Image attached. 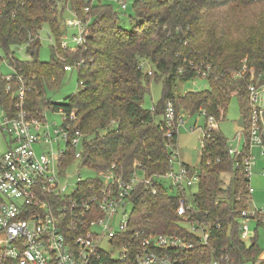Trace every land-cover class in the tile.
Returning <instances> with one entry per match:
<instances>
[{"label": "trees", "instance_id": "trees-1", "mask_svg": "<svg viewBox=\"0 0 264 264\" xmlns=\"http://www.w3.org/2000/svg\"><path fill=\"white\" fill-rule=\"evenodd\" d=\"M255 3L264 0H133L132 27L127 28L113 4L104 0H0V52L31 87L26 107L37 117L43 111L64 110L70 130L83 133L82 164L97 172L113 169L125 179L134 172L154 178L170 169L173 151L167 144L175 146L178 138L176 129L172 138L166 135V102H173L177 116H206L198 188L186 193L185 201L192 205L190 221L210 226L207 243L191 236L177 213L183 191L178 195L160 184L140 183L131 197L130 231L179 234L193 241L194 248L181 254L186 264H208L219 256L243 264L264 253L257 234L248 244L239 232V218L252 206L253 195L244 165L235 166L220 127L208 129L209 117L222 120L234 95L241 99V115L247 119L250 69L264 77V10L248 11ZM66 11L85 23V48L62 47ZM46 26L56 41L52 58L43 61L39 53ZM22 46L28 57L16 54ZM145 64L150 65L147 72ZM66 65L72 69L66 70ZM244 65L247 70L241 74ZM73 70L78 74L77 91L64 102L50 100L47 87H60ZM199 71L207 73L208 88L179 91V82L198 78ZM152 79L162 81L163 94L148 108L143 102ZM0 102L7 104L9 97ZM73 160L74 148L68 147L61 168ZM176 161L189 174L197 170L180 157ZM100 184L96 177L79 180L78 196L88 193V185L98 189Z\"/></svg>", "mask_w": 264, "mask_h": 264}, {"label": "built area", "instance_id": "built-area-1", "mask_svg": "<svg viewBox=\"0 0 264 264\" xmlns=\"http://www.w3.org/2000/svg\"><path fill=\"white\" fill-rule=\"evenodd\" d=\"M66 22L77 31L72 37L75 45L70 46L63 37L62 47L72 51L81 46L85 48L88 36L85 23L75 14ZM65 69L71 70L72 66L66 65ZM246 70L244 65L241 74ZM250 73L249 115L241 126L245 134L238 132V136H244V141L242 144L229 142L228 151L235 166L242 163L251 180L257 161L264 159V77L256 74L253 68ZM198 76L206 78L207 73L199 71ZM29 91L31 87L24 76L9 57L0 52V98L9 97L7 104L0 102V134L7 147L0 153V264H186L181 254L194 248L193 241L179 234L130 231L131 197L140 183L147 187L160 184L168 192L170 186L176 187L174 194L178 195L183 191L177 213L188 224L185 227L190 235L202 244L207 243L210 226L203 221H190L188 208L192 205L187 206L185 201L186 187L199 182V170L189 174L187 167L180 164L175 171L174 162L179 160V154L172 144H167L173 151L170 169L154 178L134 172L125 179L113 169H107L98 172L96 178L101 182L98 189L88 185V193L85 191L79 197L76 186L67 194L62 185L65 172L60 160L68 147L74 148V159H81L83 133L70 130L62 108L57 111L64 118L59 128L47 120L46 111L39 117L34 116L26 107ZM162 118L168 138L184 124V118L177 116L171 100L166 102ZM212 128H219V122L210 116L208 129ZM62 141L66 142L64 149L60 148ZM55 143L57 149L52 147L48 152H37L36 145L43 147ZM261 174L264 175V168ZM163 177L170 180L168 185L163 183ZM249 189L254 192L251 185ZM261 213L264 209L256 206L241 213L238 227L243 241L249 236L253 220L257 222L255 230L259 223H264ZM249 262L264 264V253L256 261ZM208 264H234V261L219 256Z\"/></svg>", "mask_w": 264, "mask_h": 264}, {"label": "rangeland", "instance_id": "rangeland-1", "mask_svg": "<svg viewBox=\"0 0 264 264\" xmlns=\"http://www.w3.org/2000/svg\"><path fill=\"white\" fill-rule=\"evenodd\" d=\"M104 2L112 3L114 8L120 13V16L124 18L127 28H131L132 24L130 23V15L134 13L133 8V0H126V7H122V2L120 0H104ZM264 10V3H255L248 7V11L253 12H262ZM251 15V14H250ZM65 19L70 17V13L68 11L65 12ZM77 32L75 28L67 26L66 34L64 38L68 41L70 46L75 45L72 42L73 34ZM56 41L55 35L49 29L48 26L44 28L41 33V47L39 58L43 61H48L52 58L51 46ZM19 55L21 57L28 56L26 47H22L18 50ZM4 66V65H3ZM4 70L7 68L4 66ZM144 70L147 72L150 70V65L145 64ZM209 83L206 78L198 77L194 80L189 81H181L179 82L178 89L181 92L186 91H195L202 90L208 88ZM78 88V74L77 70L68 71L66 76L63 79L62 85L58 86H48L47 94L48 98L54 102H64L66 98L75 93ZM163 94V83L161 80L157 81L152 79L149 86V91L146 93L144 97V106L148 108H153L159 100L161 99ZM243 103L241 99L234 95L229 102L228 108L226 110L225 117L219 121V127L222 133L228 138V141L232 144H240L244 141V136H238V132L240 134H245L244 128L239 126L237 120L242 114ZM47 119L49 122L53 124V127L59 128L63 123V116L59 112H48L46 113ZM159 118H161L159 116ZM184 124L180 125L177 129L178 138L175 147L173 148L179 154L181 158V162L196 168L200 171V161L203 153V140L202 137L204 135V128L207 124V119L204 114L195 113L193 115L184 114ZM248 118V117H247ZM58 148V144L55 143L53 145L47 144L43 147L36 145L37 152L40 153L42 151H50L51 149ZM66 147V142H60V148L64 149ZM82 147V143H81ZM7 149L6 142L2 135L0 134V153ZM180 167V162H174V170H178ZM264 168V159H259L256 165L253 168L254 174L250 180V185L254 188V192L252 195V207H257L259 209H264V175L261 174V170ZM65 174L62 176V185L65 186V191L67 194H70L76 188V184L79 180H85L87 178H93L98 176V172L84 164L81 163L79 159L73 160L64 170ZM144 175V174H141ZM164 184L168 185L170 180L168 178L162 179ZM198 188V184L194 183L189 189H187V193L190 194L195 192ZM170 193H176V187H169ZM127 209H131V205L128 204ZM256 220H253L250 227L249 236L246 239L247 243H251V239L255 237L257 234V243L264 251V223H262L258 227V232H256ZM184 226H188L187 223H183ZM251 236V238H250ZM243 264H251L250 262H246Z\"/></svg>", "mask_w": 264, "mask_h": 264}, {"label": "water", "instance_id": "water-1", "mask_svg": "<svg viewBox=\"0 0 264 264\" xmlns=\"http://www.w3.org/2000/svg\"><path fill=\"white\" fill-rule=\"evenodd\" d=\"M237 123L239 126H244L245 125V116L241 115L239 119L237 120Z\"/></svg>", "mask_w": 264, "mask_h": 264}]
</instances>
